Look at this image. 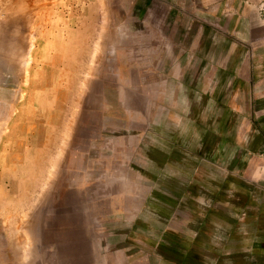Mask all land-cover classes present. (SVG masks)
Returning a JSON list of instances; mask_svg holds the SVG:
<instances>
[{"label":"rangeland","instance_id":"374dc122","mask_svg":"<svg viewBox=\"0 0 264 264\" xmlns=\"http://www.w3.org/2000/svg\"><path fill=\"white\" fill-rule=\"evenodd\" d=\"M263 52L264 0H0V264H264Z\"/></svg>","mask_w":264,"mask_h":264},{"label":"crops","instance_id":"0c3cea01","mask_svg":"<svg viewBox=\"0 0 264 264\" xmlns=\"http://www.w3.org/2000/svg\"><path fill=\"white\" fill-rule=\"evenodd\" d=\"M236 19L238 20L241 18L236 17ZM246 22L247 24H249L248 21ZM251 27L252 30L248 33V36L253 41H258L259 33L253 29L254 26L251 25ZM255 45L259 46V42H257V44ZM254 56L255 55L253 54L251 71L253 81L256 80L255 82H257V85L254 86L251 96H248V101L251 105V119H253L252 144L257 145V151L260 152L264 151V52L262 54L258 53L255 57ZM237 103H239V101H237ZM238 109L239 107L237 106L236 111ZM254 121L256 122V124L254 123ZM260 143H262L261 147H259Z\"/></svg>","mask_w":264,"mask_h":264}]
</instances>
